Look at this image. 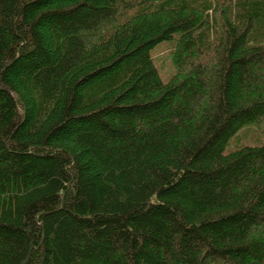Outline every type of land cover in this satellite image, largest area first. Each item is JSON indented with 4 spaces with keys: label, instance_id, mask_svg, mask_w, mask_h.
<instances>
[{
    "label": "trees",
    "instance_id": "1",
    "mask_svg": "<svg viewBox=\"0 0 264 264\" xmlns=\"http://www.w3.org/2000/svg\"><path fill=\"white\" fill-rule=\"evenodd\" d=\"M249 125L264 0H0V264H264Z\"/></svg>",
    "mask_w": 264,
    "mask_h": 264
},
{
    "label": "rangeland",
    "instance_id": "2",
    "mask_svg": "<svg viewBox=\"0 0 264 264\" xmlns=\"http://www.w3.org/2000/svg\"><path fill=\"white\" fill-rule=\"evenodd\" d=\"M138 19V18H137ZM135 21V22H134ZM131 21V24H137L140 22V20H134ZM170 40L168 41H163L159 43L155 48L154 51L155 53L158 50H164L168 48L171 45ZM166 69L161 70V74L164 80H168L172 74H173V69L169 65H165ZM162 69V68H161ZM238 140L241 141V143H246V144H259L264 140V135L261 133L255 125H249L246 127H243L238 133Z\"/></svg>",
    "mask_w": 264,
    "mask_h": 264
}]
</instances>
